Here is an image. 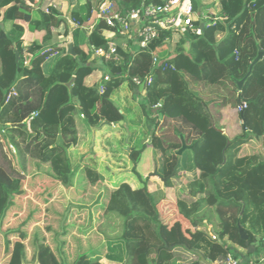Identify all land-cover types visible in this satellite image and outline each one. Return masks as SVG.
I'll list each match as a JSON object with an SVG mask.
<instances>
[{
  "label": "trees",
  "instance_id": "16d2710c",
  "mask_svg": "<svg viewBox=\"0 0 264 264\" xmlns=\"http://www.w3.org/2000/svg\"><path fill=\"white\" fill-rule=\"evenodd\" d=\"M40 1L0 0V127L16 157L14 164L0 141V228L11 226L0 264H206L199 254L216 264L231 251L242 256L256 251L264 240V56L238 95L226 98L228 105L245 104L237 111L240 131L232 137L215 124L196 94L181 95L177 71L204 83L227 86L226 80L238 89L236 81L264 50V0H221L222 19L210 21L200 34L175 36L171 46L165 38L173 34L161 32L132 58L113 38L115 52L98 62L109 78L94 86L85 85L84 78L97 62L81 47L87 42L106 51L108 39L102 20L88 34L81 25L103 0H84L85 15L71 9L74 26L66 25L65 33L72 38L74 56L65 53V42L51 43L54 29L66 22L71 0H55L47 11ZM118 2L132 8L141 0ZM193 2L197 6L199 0ZM33 31L43 32L41 42L31 39ZM27 40L30 46L24 47ZM152 54L166 58L168 66H153ZM71 76L75 80L67 88ZM135 77L145 81L141 90L132 83ZM123 82L143 98L146 133L127 148L124 163L136 173L149 206L127 182L104 184L92 163L73 167L68 152L81 133L92 136L91 127L102 121L112 123L115 131L124 129V113L112 98ZM170 122L175 138L158 134ZM180 137L186 148L176 155ZM147 145L157 175L165 179L162 186L136 171ZM91 156L94 150L87 149L82 159ZM182 171L187 176L182 178ZM187 182L193 183L191 194L179 185ZM172 195L180 199L177 207ZM211 211L217 219L214 239L201 229ZM111 213L122 219L121 234L114 238L97 229ZM13 241L17 248L10 247Z\"/></svg>",
  "mask_w": 264,
  "mask_h": 264
},
{
  "label": "rangeland",
  "instance_id": "374dc122",
  "mask_svg": "<svg viewBox=\"0 0 264 264\" xmlns=\"http://www.w3.org/2000/svg\"><path fill=\"white\" fill-rule=\"evenodd\" d=\"M203 1L206 4L210 5V2L212 0H203ZM219 12H220V10H219ZM86 13L87 12L82 13V14L85 15ZM88 22H89V19L86 20L84 25H83L86 27V29L83 28V31L85 33H86V31L88 32V29H87V26H88L87 23ZM7 26H9V25H7ZM65 30H66V25L64 23H60V25L57 28H55L53 31V37H52L51 43L62 44L64 42H66L68 40V38L66 36ZM33 36H36L38 38L37 39L38 41L42 39L41 35L39 36V35H36L32 32L31 39L33 38ZM219 37H221V36H219ZM26 42L29 43L28 40ZM81 48H83L84 50L89 52L90 55L94 56L92 54V52L90 50V46L88 45L87 42H84V45H82ZM27 59H26V61H28ZM94 61H95V63L99 62V61H96V59H94ZM97 63L94 64V66L91 68L92 71L93 70L95 71V69L100 70V72L107 71L105 68V65H101V64H99V63L97 64ZM177 76L182 77V82H180L179 85H177V89L182 92L181 93L182 96H184L186 94L188 97L189 96L192 97V94H193V96H195V94H196L200 98V100L203 101L205 108L209 112V114L212 117L215 124L218 127L222 128L230 137L235 136V134H237L240 131V121H239V116L237 114V111L239 108L236 107L235 105H231V104L228 105L227 99H226L231 94L233 95L235 93L236 95H238V91H239L238 89H235L234 86L230 85L228 83V81H226V80H225V83L227 84V86L225 85L226 87L223 84L217 85V84H212V83H204V82L198 80L197 78H195L194 76H192L188 71H185V70L184 71L178 70ZM127 90H129V91H127ZM124 91L126 93L128 92L127 97H128L129 102L130 101L131 102H137L136 99H134V100L130 99L132 97L136 98V95H135L136 91H135V88L128 85L127 82H123L116 90L113 91L112 98L115 101H116V99L118 101V98H119L118 93H121ZM130 91H133V94H131ZM230 91H231V93H229ZM130 105L132 108L137 109L136 108L137 106L134 103L130 104ZM133 123H135L137 125L136 121H134ZM163 126H164V129L163 130L161 129L160 131H158V134H160V135L163 134V136L167 135V136H170L172 138H175L173 131L171 130L172 126H173L172 122L167 123V124L164 123ZM2 129L3 128L0 127V141L3 144V150L7 154V156L9 158H11L13 163L16 164L15 154L13 155L12 153L5 151L7 139H5L3 137L4 131ZM111 130L112 129L109 126H102L101 128H99L96 131V135L94 136L95 139H97L99 136H101V137H99V139L97 141L96 150L102 152L101 148L103 147V145H106L109 142V139L111 138V136H110L112 133ZM104 131H106L105 135H103ZM80 135H81L80 140H82V142L80 144H78L77 146L68 148L70 158L72 159V166L74 167L76 164H79L82 161H85L87 163H92L96 167V169L103 174L104 184H106L107 186L113 187L120 181L127 182L131 185L132 189L134 190V194L139 197L138 200L143 205L149 206V202H148L147 198L145 197V195L141 191L142 189H141L140 181H139L136 173L132 172L130 163L128 161L126 163H123L127 159L126 158V156H127L126 150H127V144H128L127 142H128V137H129L128 134L125 133V135L123 137V144L118 149L119 156H120L119 159H121L120 160L121 164L118 167L119 171H114V170H116V167H115V164H113L110 161V157H108L109 156L108 154L112 152L109 149H107L105 152H103L105 157H101V158L99 157L98 158L96 156L95 157L91 156L90 158H85V160H83L82 159V153L90 145L88 137L91 138V136L87 132L81 133ZM106 135L110 138L105 139ZM94 137H92V138L94 139ZM4 141H5V144L3 143ZM141 142H142V140H141ZM7 145H8V143H7ZM249 145H250V142L248 143V146ZM243 146H245L247 148L246 144H243ZM236 147L237 146L231 147L228 153H230L232 155L236 151ZM113 152L117 153L115 150ZM261 152L264 153L262 150H261ZM153 158H154L153 149L151 148V146L147 145L143 151V155H142L140 162L137 163L136 171H137V173H139L142 176V178L147 177L149 179L150 183H159V185H161V180L159 178H157L155 176H150V173L154 170ZM125 169H127V172L125 171ZM180 175L182 176V178L184 175L187 176V174L184 171L180 172ZM179 185L184 187L188 194L189 193L191 194V192L193 190V183L192 182H187L185 184L180 183ZM173 188H174V186H173ZM174 190H175V188H174ZM163 193H164V190L160 191L159 195H161V197H162ZM170 200L173 202L174 207H177L176 204H178L180 202V199L174 197V195H172L170 197ZM2 201H3V199L0 198V205L3 203ZM259 211L260 210H257L256 212L258 213ZM166 212L167 211H165V213ZM172 212H173V210H172V208H170L168 210L167 214H165L166 217H164V219L166 220L172 214ZM207 218H210V220H208ZM207 218L203 221V222L206 221L205 222L206 225L203 226L201 229L206 231L207 234L212 238L213 236L216 235L217 219L215 217L214 212H212V214H210V212H209V215H207ZM40 224H42V223H40ZM121 227H122V219H120L118 216H116L113 213L104 217L103 222L101 224L97 225V229L100 230L101 232H103L105 234V236H107L108 238H114V237L120 235L121 230H122ZM9 228H11V226L9 224L4 225L3 227L0 228V258H2L6 252L7 241L5 240V232ZM260 229L263 230L264 225L262 227H260ZM14 243H15L14 241H13V243H10L11 248H17L18 247V245L15 246ZM238 251H241V250L238 248ZM22 264H24V263H22ZM33 264H38V263H33Z\"/></svg>",
  "mask_w": 264,
  "mask_h": 264
},
{
  "label": "built area",
  "instance_id": "2783aa9c",
  "mask_svg": "<svg viewBox=\"0 0 264 264\" xmlns=\"http://www.w3.org/2000/svg\"><path fill=\"white\" fill-rule=\"evenodd\" d=\"M220 1L212 0L209 5L199 0L198 5L195 6L193 0H141L136 7L121 8L118 0H103L93 10L87 29L90 32L93 26L102 20L105 25L102 34L108 39V49L105 51L90 46V50L96 61L106 60L115 52L116 41L113 38H117L132 58L136 53L148 49L161 32L173 34L165 38V41L172 46L175 36L188 38L193 34H200L210 21L222 19L219 15ZM83 25L81 27L86 29ZM166 61V58L152 54L153 66L167 67ZM170 67L174 68L173 65ZM101 78L108 80L109 73L101 72ZM150 81L151 79L147 78V83ZM132 83L136 88H139L141 83L145 85V81L140 82L136 77L132 78ZM239 105V110L245 107L244 103ZM8 149L11 153L15 152L11 144L8 145ZM214 238L215 236L212 237ZM246 263L264 264V240L256 245V251L251 254L242 256L237 251H231L225 260L216 262V264Z\"/></svg>",
  "mask_w": 264,
  "mask_h": 264
},
{
  "label": "crops",
  "instance_id": "0c3cea01",
  "mask_svg": "<svg viewBox=\"0 0 264 264\" xmlns=\"http://www.w3.org/2000/svg\"><path fill=\"white\" fill-rule=\"evenodd\" d=\"M54 1L55 0H41L39 7L41 9L45 10ZM95 6L96 5L93 6L92 10L95 8ZM73 7L79 8L81 14L86 12V8H85V5H84V0H71L70 10H68L67 14L64 16L65 21H66L64 23L65 25L74 26V23L71 22L72 20H71V17H70V11H71V9ZM32 16L33 17L37 16L34 13V11L32 12ZM33 33L36 34V35H39V36L40 35L43 36V32H41V31H33ZM86 33L88 34L89 31L88 32L86 31ZM33 39H34V41L41 42V40H39V41L37 40L38 38L36 36H33ZM28 46H30V43H27L25 41L24 42V47H28ZM100 74H101V72L98 69H95V71L91 70L90 73L84 78V84L87 85V86H93L94 84H97L99 82V80H100ZM127 91H129V90H127ZM130 92H131V94H133V91H130ZM127 93L125 91L121 92V93H118L119 94L118 95V97H119L118 101L116 99L117 104L120 106V108H121V110H122V112L124 113V116H125V121L123 123L124 129L115 131V130H113V126H114L113 124L111 126H109L112 129L111 130L112 133L110 135L111 138L106 135L105 139H109V138L110 139H109V142L106 145H103V147L101 148L102 152L96 150L97 141H98L99 137H101V136H99L97 139H95V137L93 139L92 136H91V138L88 137L90 145L88 146L87 149H91L92 148L94 150V153H95L96 157H98V158L99 157L100 158L101 157H105L103 152H105L107 149L112 151L111 153L108 154L109 155L108 157H110V161L113 164H115L116 170H114V171H119L118 167L121 164V161H120L121 159H119L120 156H119L118 149L123 144V137H124L125 133H127L128 136H129L128 137V142H127L128 143L127 144V148L130 147V146H133L135 144V142L138 140V138L146 133V126H145V123H144L143 112H142V108L140 106V104L143 102L142 95H140L138 92H136L135 93L136 98L132 97L130 99H133V100L136 99L137 102H131V101L129 102L128 97H127ZM133 103L137 106L136 107L137 109L131 107L130 104H133ZM134 121H136L137 125L135 123H133ZM105 132L106 131H104L103 135H105ZM80 136L81 135H79L78 143L75 146H77L78 144H80L82 142V140H80ZM142 142H143V140H142ZM87 149L83 153H85L87 151ZM114 150L117 153L113 152ZM126 158H127L126 160H128V156H126ZM125 171L127 172V169H125ZM246 264H248V263H246ZM258 264H260V263H258Z\"/></svg>",
  "mask_w": 264,
  "mask_h": 264
},
{
  "label": "water",
  "instance_id": "95a60500",
  "mask_svg": "<svg viewBox=\"0 0 264 264\" xmlns=\"http://www.w3.org/2000/svg\"><path fill=\"white\" fill-rule=\"evenodd\" d=\"M63 47L65 48V53L66 54H69L71 56H74L76 54L75 50H74V44H73V41H72V38L70 37L68 39L67 42H65L63 44ZM16 56V61H17V54L15 55ZM264 56V50L262 49H259L258 52H257V55L256 57L253 59V61L251 62L250 66H249V70L247 72V74L240 80L236 81L237 82V86H238V90H240L244 84V82L246 81V79L248 78V76L250 75L251 71H252V68L253 66L259 62L262 57ZM74 80H75V76H71V78L65 83V86L67 88H69L73 83H74ZM144 84L141 83L139 85V89L141 90L143 88ZM112 123L110 122H107V121H102L99 125L97 126H92L91 127V134H92V137H94V133L96 131V129H99L101 128L102 126H111ZM181 138V147L176 151V155H180L182 153V151L186 148V145L183 141V138ZM150 176H155L157 178H159L161 180V182H164L165 179L164 178H160L157 173H156V170L154 168V170L150 173ZM239 234L241 236L242 239H247V234L239 227ZM200 258L206 263V264H210L207 260L204 259V257H202L200 254H199Z\"/></svg>",
  "mask_w": 264,
  "mask_h": 264
}]
</instances>
